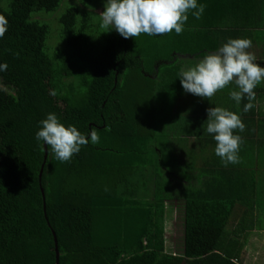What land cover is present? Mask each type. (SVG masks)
I'll list each match as a JSON object with an SVG mask.
<instances>
[{
  "label": "trees",
  "instance_id": "16d2710c",
  "mask_svg": "<svg viewBox=\"0 0 264 264\" xmlns=\"http://www.w3.org/2000/svg\"><path fill=\"white\" fill-rule=\"evenodd\" d=\"M78 1L0 0L8 65L0 72V264H56L53 232L60 264H242L263 226L264 141L242 138L238 163L225 167L215 155L190 175L184 165L196 160L172 152L181 138H161L176 134L168 116L185 58L216 51L240 18L198 0L206 9L199 20L189 13L181 34L123 38L100 28L94 9L103 0ZM63 4L56 27L41 18ZM159 110L168 114L160 130ZM49 112L100 140L66 162L47 146L40 178L45 147L34 134ZM197 140L215 149L212 138ZM180 196L184 251L176 254L166 249L167 203Z\"/></svg>",
  "mask_w": 264,
  "mask_h": 264
},
{
  "label": "clouds",
  "instance_id": "9594fccd",
  "mask_svg": "<svg viewBox=\"0 0 264 264\" xmlns=\"http://www.w3.org/2000/svg\"><path fill=\"white\" fill-rule=\"evenodd\" d=\"M205 7L198 0H104L99 26L104 31L114 29L123 38H135L141 33L157 36L173 30L179 35L184 30L189 13L199 20ZM4 31L5 28L0 27V37ZM251 44L247 38H229L193 66L182 67L178 78L183 90L210 100L217 91L234 84L235 88L229 91L230 98L237 107L246 98L248 102L242 111L251 110L256 96L254 89L264 83V66L256 63V57L247 51ZM7 68L6 62H0V72ZM206 112L204 131L211 134L216 142L215 155L220 157L225 167L238 163L242 137L234 134V130L243 132L246 127L240 115L221 106H211ZM39 124L35 140L49 146L54 159L60 162L70 161L82 145H95L100 140L94 129L85 134L73 124L65 126L54 112L47 113Z\"/></svg>",
  "mask_w": 264,
  "mask_h": 264
},
{
  "label": "crops",
  "instance_id": "0c3cea01",
  "mask_svg": "<svg viewBox=\"0 0 264 264\" xmlns=\"http://www.w3.org/2000/svg\"><path fill=\"white\" fill-rule=\"evenodd\" d=\"M207 9L212 13L216 12V15L238 16L240 18L239 24L233 25L231 21L235 19H230L231 27L223 30L225 31L224 34H220L222 44L229 38L249 39L252 44L247 51L256 57V63L264 66V0H215L209 3ZM202 57L198 59L185 58L182 67L187 69L193 66ZM233 88H235L234 84L226 86L217 91L210 100L184 90L181 94L173 95V101H170L174 104L172 107L173 114L168 117L170 121L176 119L173 121L174 129L172 131L178 133V136H183V138L174 145L172 152L185 164L190 159L196 160V166L184 165L185 173L197 174L204 160L216 157L213 153L214 149L210 147L202 149L197 140V138H209L208 141L210 142L212 138L211 134L204 131L207 125L206 110L211 106L225 107L240 115L246 127L243 132L234 130V134H239L242 138H256L258 141H264V83L254 89L256 93L253 100L254 107L248 112L242 111L244 104L248 102L246 98L241 101L238 107L230 98L229 91ZM167 129L170 131L169 127ZM210 144L212 145V143ZM262 151V157H264V147H262Z\"/></svg>",
  "mask_w": 264,
  "mask_h": 264
},
{
  "label": "rangeland",
  "instance_id": "374dc122",
  "mask_svg": "<svg viewBox=\"0 0 264 264\" xmlns=\"http://www.w3.org/2000/svg\"><path fill=\"white\" fill-rule=\"evenodd\" d=\"M75 1L78 3V0H65V2H73ZM104 1V0H103ZM63 4L53 15H43L41 18H43L46 21H49L52 23L53 27H56L58 25V17L64 12ZM94 12L97 14H100L104 10V2L99 3L98 6H95ZM52 30V29H51ZM58 33V32H57ZM54 32V34H57ZM52 35V33H51ZM49 37L51 38L50 34ZM56 37V36H55ZM49 39V38H48ZM56 39L53 37L49 45L55 46ZM5 86L0 81V89H4ZM158 113L160 114V122L157 123V129L160 130L161 125L163 126L161 118L164 116V113L166 115V110H159ZM176 119H172V122ZM161 138H183V136H178V133L176 134H168L167 137H161ZM170 173L179 174L178 169L171 170ZM174 181L176 183V180L174 178ZM180 182V181H179ZM179 185H175L173 188L177 189ZM168 216L166 221V249L168 251H171L172 253L176 254H182L184 251V199L180 197H175L172 200L168 201ZM239 214V212H238ZM238 219L237 215L235 219H231L229 227H233L236 220ZM262 229H256L253 231V233L249 237V241L245 247V250L242 253L241 263L242 264H264V218H262Z\"/></svg>",
  "mask_w": 264,
  "mask_h": 264
},
{
  "label": "water",
  "instance_id": "95a60500",
  "mask_svg": "<svg viewBox=\"0 0 264 264\" xmlns=\"http://www.w3.org/2000/svg\"><path fill=\"white\" fill-rule=\"evenodd\" d=\"M44 147H45L44 162H43L41 170H40V178L42 177L44 166H45L46 160L48 158L47 145L44 144ZM53 233H54V240H55L56 264H60V252H59V248H58V240H57L56 233L55 232H53Z\"/></svg>",
  "mask_w": 264,
  "mask_h": 264
}]
</instances>
